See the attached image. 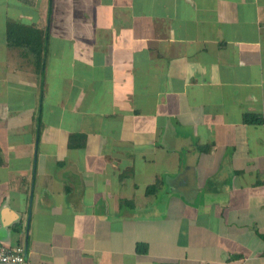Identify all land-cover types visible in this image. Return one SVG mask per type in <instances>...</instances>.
I'll return each mask as SVG.
<instances>
[{
  "label": "crops",
  "instance_id": "obj_1",
  "mask_svg": "<svg viewBox=\"0 0 264 264\" xmlns=\"http://www.w3.org/2000/svg\"><path fill=\"white\" fill-rule=\"evenodd\" d=\"M0 241L264 264V0H0Z\"/></svg>",
  "mask_w": 264,
  "mask_h": 264
},
{
  "label": "built area",
  "instance_id": "obj_2",
  "mask_svg": "<svg viewBox=\"0 0 264 264\" xmlns=\"http://www.w3.org/2000/svg\"><path fill=\"white\" fill-rule=\"evenodd\" d=\"M0 264H28L24 247L9 246L0 241Z\"/></svg>",
  "mask_w": 264,
  "mask_h": 264
},
{
  "label": "trees",
  "instance_id": "obj_3",
  "mask_svg": "<svg viewBox=\"0 0 264 264\" xmlns=\"http://www.w3.org/2000/svg\"><path fill=\"white\" fill-rule=\"evenodd\" d=\"M252 119H253V118H252L251 115H248V116H247V120L252 121ZM139 248H140V247H139ZM140 249H142V248H140Z\"/></svg>",
  "mask_w": 264,
  "mask_h": 264
}]
</instances>
